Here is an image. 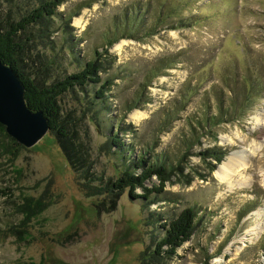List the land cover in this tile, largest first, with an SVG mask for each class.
I'll return each mask as SVG.
<instances>
[{
	"label": "rangeland",
	"instance_id": "obj_1",
	"mask_svg": "<svg viewBox=\"0 0 264 264\" xmlns=\"http://www.w3.org/2000/svg\"><path fill=\"white\" fill-rule=\"evenodd\" d=\"M5 2L0 27L27 5ZM57 12L64 22L55 20L50 41L59 68L75 72L76 57L108 50L100 74L112 83L102 101L108 114L91 125L94 176L115 178L140 153L172 166L183 160V174L148 207L125 192L113 212L100 213L103 198L80 191L53 133L30 149L2 133L0 264H139L151 237L163 235L159 226L186 208L197 212L195 230L166 264H264V229L239 242L255 224L252 213L264 209V124L253 129L264 114V0H65ZM70 38L75 59H64ZM60 104L76 106L71 96ZM109 134L123 142L114 157L99 150ZM252 142L262 148L243 172L250 186L230 191L216 172Z\"/></svg>",
	"mask_w": 264,
	"mask_h": 264
},
{
	"label": "trees",
	"instance_id": "obj_2",
	"mask_svg": "<svg viewBox=\"0 0 264 264\" xmlns=\"http://www.w3.org/2000/svg\"><path fill=\"white\" fill-rule=\"evenodd\" d=\"M5 1L11 6L15 5V0ZM64 2L65 0H26L25 11L20 18H9L5 21L6 27H0V60L12 69L21 82L27 108L32 112H41L47 120L49 132L55 135L80 191L87 198H103L98 204L100 213L113 212L117 207V196L125 192L131 202L141 201L148 207L156 201L154 198L164 192L165 184L173 175L177 172L183 174V160L172 166L162 162L160 156L150 161L146 153H140L128 165H123L117 177L99 179L94 176L96 162L93 158L91 125L100 127L102 112L108 114L102 101H105L112 83L100 75L107 71L102 60L108 56V50H95L92 59L81 61L78 57L74 58V46L70 38V49L67 50L68 53L64 50L67 53L64 59L72 54L75 59L73 64L77 69L75 72H68L67 67L59 68L60 58L50 37L56 32L55 20L64 22L63 15L57 12ZM113 36L117 40L116 35ZM40 41H45L46 45L39 44ZM113 43L109 42L108 47ZM46 51L53 55L49 57ZM57 68L55 73L58 74L59 69L61 73L53 75ZM65 96H71L76 106L62 107L60 100ZM83 97H91L93 101L84 105ZM134 109L135 106L128 110ZM2 133L15 147H21L0 125V134ZM104 137L108 141L100 146V152L108 151L113 157L117 152L122 153L123 142L118 134ZM153 177L158 184L151 182ZM148 183H152V188L148 187ZM137 190L141 194H137ZM104 201L108 202V208ZM197 218L194 208H186L176 218L161 224L159 229L163 235L159 238L156 235L151 237V245L142 251L139 264H166L177 249L190 239ZM161 221L162 219H158L157 222Z\"/></svg>",
	"mask_w": 264,
	"mask_h": 264
},
{
	"label": "water",
	"instance_id": "obj_3",
	"mask_svg": "<svg viewBox=\"0 0 264 264\" xmlns=\"http://www.w3.org/2000/svg\"><path fill=\"white\" fill-rule=\"evenodd\" d=\"M0 125L10 138L26 149L34 147L49 132L47 120L41 112L27 108L21 82L1 60Z\"/></svg>",
	"mask_w": 264,
	"mask_h": 264
},
{
	"label": "bare ground",
	"instance_id": "obj_4",
	"mask_svg": "<svg viewBox=\"0 0 264 264\" xmlns=\"http://www.w3.org/2000/svg\"><path fill=\"white\" fill-rule=\"evenodd\" d=\"M76 24L81 26V20H77ZM132 117L133 119L138 120L139 114L135 112L132 114ZM263 117L264 114L254 117L255 124L253 129L258 128L261 125L263 126ZM224 142L230 144L231 141L230 139H224ZM261 148V144L259 145L252 142L248 150L244 149L231 153L230 157H228L227 160L224 161V163L219 167L218 171L216 172V178H218L220 182L225 183L230 191L234 190L235 188H248L250 186V183L248 181L249 178H245L243 172L247 170L251 158L254 157L258 153V151L261 150ZM262 179V183L264 185V177ZM252 215L255 217V224L250 229L246 230L245 236L243 238L239 239V242H241L242 244L246 241L248 243L254 242L255 240L259 239L260 235L263 233L264 209H261L259 213H252ZM262 219L263 222L260 223L259 221ZM218 262L220 263L221 261L219 260Z\"/></svg>",
	"mask_w": 264,
	"mask_h": 264
}]
</instances>
